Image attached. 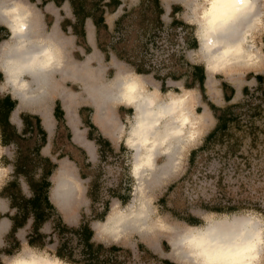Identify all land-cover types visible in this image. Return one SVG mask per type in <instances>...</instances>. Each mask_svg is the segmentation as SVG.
<instances>
[{
    "label": "clouds",
    "instance_id": "1",
    "mask_svg": "<svg viewBox=\"0 0 264 264\" xmlns=\"http://www.w3.org/2000/svg\"><path fill=\"white\" fill-rule=\"evenodd\" d=\"M47 2L60 9L64 17L60 25L54 17L49 23L45 0H0V29L7 33L5 38H0V100L11 98L17 107L21 103L43 107L49 101L54 105L63 93H68L65 98L76 102L78 117L80 108L93 109L91 119L94 124L96 113L103 110L106 125L116 133L114 147L124 161L121 174L126 187L121 189L120 195H127L126 200L112 196L107 190L111 185H108L102 186L100 198L93 200L89 195L90 184H85L80 175V165L65 156L63 158L69 160L72 167L61 171L57 166L53 170L59 180L49 189V202L61 218L66 212L74 211L77 220L68 226L77 230L84 218L93 215L94 207L97 213H104L102 219L94 218L88 223L93 232L89 242L96 245L110 247L135 238L151 237L157 232L176 231L164 219L171 215L166 211L171 205H161L160 198L171 183L184 175L191 152L202 146L218 123L213 113L209 111L205 115L203 112L206 103L198 82L188 87L190 75L173 80L168 75L169 69L163 66L159 72H139L134 65H127L131 71L119 76L112 68L98 71L94 62L90 67L85 66L90 53H80L75 45L79 37L73 28L77 17L71 0H63L59 5L56 0ZM141 3L142 0H124L123 8L118 11L120 14L124 9L130 12ZM170 7V21L175 14L174 8L178 7L181 11L175 18L192 28L197 47L187 51L195 52L196 59L185 55L192 71L202 67L205 76L211 74L218 84H230L236 77L243 79L237 96L219 106L245 102L243 87L252 91L253 85L259 87L256 77L264 75V0H185ZM65 8L69 11L64 12ZM116 19L119 16L113 13L110 31L115 30ZM65 20L71 21L66 31L62 27ZM92 20V17H86L85 26ZM57 27L64 36H71V50L53 33L52 29ZM109 57L116 58L111 50L105 57L111 63ZM120 63L127 62L121 60ZM158 75L164 79L156 80ZM148 80H155L156 86H150ZM218 91L223 94L222 88ZM21 117L22 114L17 121L10 114L9 125L17 136L28 137L31 133H25L26 124ZM97 127L100 135H104V128ZM175 143L180 144V150L170 171L161 173L160 182L153 190L147 189L141 183L142 178L167 162ZM18 152L16 141L5 143L0 130V219H7L10 224L6 232L0 233V264H73L75 260L83 259L80 255L83 245L69 259L58 254V243L45 242L43 246L30 243L27 238L30 233L21 238L22 227L14 234L18 247L8 239L14 226L12 217L22 215V209L13 206L11 195L2 193L15 182L25 200L36 196L28 176L17 173ZM40 156L56 163L60 153L45 145ZM87 162L91 163L90 160ZM94 167H103L99 159ZM44 171V165L33 170L30 175L35 183L41 182ZM53 191L57 193L59 203L53 202ZM186 196L191 203L193 198L187 189ZM114 200L117 201L115 204L112 203ZM195 219L199 223L178 220L184 225L176 237L178 255L182 256L180 264H264V213L250 210L209 212ZM28 220L34 223V212L29 213ZM64 223L67 224L66 219Z\"/></svg>",
    "mask_w": 264,
    "mask_h": 264
},
{
    "label": "rangeland",
    "instance_id": "2",
    "mask_svg": "<svg viewBox=\"0 0 264 264\" xmlns=\"http://www.w3.org/2000/svg\"><path fill=\"white\" fill-rule=\"evenodd\" d=\"M121 1L122 4L118 6L116 12H114L116 15L120 14L118 10L123 8L124 0ZM184 2L185 0H161V5L164 10L163 14L161 15V17H163V31L164 29L168 28L170 23L168 15V12H170L171 8L170 5ZM148 4L149 2L146 1L145 4L140 5L139 8H135L130 12L127 11V9H124V11L127 13L125 18L127 24L124 25V28L128 30L129 26H132L131 24L134 26H139L142 23L140 19L143 18V14H148L146 10ZM48 7L49 6L47 5L46 8ZM56 8L57 7L52 5L51 9L54 15H49V13L46 11L45 15L47 16L49 23H51L52 18L54 17L56 24L60 25V21L64 19V17L60 14V11H57ZM67 11H69V9L65 8L64 12ZM180 11L177 13V15L180 13ZM112 14H106L108 26H110L112 23ZM184 18L188 19V16L185 15ZM185 25L186 37H188V39L190 38V40L194 39L192 36V28L187 24ZM101 29L102 32L100 33V38L102 41L104 39L106 41H110L111 37L109 35V27L106 29V31L103 30V27ZM56 30L58 32V37L64 36L58 27ZM64 30L66 31L67 28H64ZM137 33L138 36H136L135 33L130 35L132 36L130 45L132 44V48L135 51L141 53L143 51L141 48L144 46V37L140 32ZM162 33V39L158 40V48L156 47L152 49L149 53V57L153 59L157 65L158 61H160V59L166 55V50L171 52L172 49L181 48L177 45V43L183 45L181 52H183L184 55L188 56L192 60L196 59L195 52L187 51V47L185 46L183 40V33H177L178 35L175 34L176 38L173 40L167 38L165 31L163 34ZM4 34L5 32H0V35ZM64 37L69 41L68 45L69 49L71 50L73 48L71 36L69 35ZM78 37L79 39L75 41V45L78 46V51L80 53H84L85 47L83 44L87 40H90L89 33L88 38L86 36V40L79 34ZM93 37L97 41L99 35L95 32ZM170 42L173 45L172 47ZM159 45H161L162 48L159 47ZM76 55L78 59H82L78 54ZM110 60L111 63H108L107 61H103V59L98 61L95 58V60H92L91 63L94 62L97 65L98 71L112 68L114 69L115 75H117L119 72H123L125 74L128 71H131V69L127 66L129 64H121L120 62L115 61L114 58H110ZM91 63L88 62V67L91 66ZM159 71L160 69H158V72ZM112 74L113 73H109V75ZM243 83V79L240 77L231 79L230 84L234 85V88L236 89L235 97L237 96V90L242 87ZM150 86L155 87L156 81H153ZM205 87L207 98L218 105H222V97L218 91L220 84L217 83V80L211 74L206 76ZM255 87V85L252 86V91L249 90L248 95L244 92V96L247 98L245 102L233 104L234 111L236 114H238L240 120L233 121V125L230 129L231 134L226 142L224 144L219 142L217 143L215 141L216 139H214V141L211 143H206L205 145L202 144L203 146H200L198 149L191 152L192 156H189L188 158L187 169L184 175H182L176 182L171 183L160 198L159 202L161 205H171L170 208H166V211L170 212L171 215H166L164 219L176 231L172 233L157 232L151 237L145 236L142 238H135L127 242H122L118 246L123 249L119 252V257L121 260L125 261L124 264H160V259H169L171 261L180 263L182 256L173 251L172 244L173 239L176 240L178 233L184 228V225L180 224L178 220H187L188 222L193 220L199 223L195 217L204 216L209 212H237L250 210L255 213H264V111L260 117L257 115L258 117L252 120L250 113L245 106L248 100L256 102L259 100V98H261V101L264 102L263 91H259V89L254 90ZM257 93H259V95H257ZM58 100L60 101L64 111L63 117L65 122L63 125L54 117V105L51 101H49L47 105L43 107L27 104H20V106L17 107L16 105L14 109L15 111L11 113L12 119L19 121L21 112H35L38 114L41 117L43 127L47 132L46 145H48L53 151H58L60 155H64L63 157L67 156L69 160H72L76 164L80 165L81 173L85 175L83 182L85 184H92V187L97 191L95 194V200L100 198L102 186L107 187L108 185H111V187H108L107 190L111 192L112 196H120L122 200H126V194L120 195L121 189L126 187V183L124 175L121 174V168L124 164V161L117 154V151L114 147L116 136L115 130L113 131V128L110 126L104 127L96 121V127L97 125H100L104 128V136L111 137V139H109L111 145H102L100 148L103 151L102 153H99L98 147L95 145L96 153L94 159L90 160V157L87 152H85V150L84 154L82 151L75 148L78 146L73 142L71 132L72 130L67 123L65 109L69 108L72 114L76 115L78 119V126L83 130L85 136H87V126H85L84 123L81 124V118H83L82 116H89L90 120L92 121L91 115L93 113V109L91 107H86L84 110H82V113H80V116L78 117L76 114V102L73 106L68 107L65 105L62 95L61 99ZM61 101H63V103ZM43 108H46L50 113L52 122L51 129H47L44 125V120L41 113ZM209 111L213 113V111L208 109L206 105V107L203 108V112L205 115H207ZM121 112L123 111L121 110ZM90 134L94 137H97L98 132L95 130H90ZM179 150L180 147L174 148L172 154H170L168 157L167 162L164 163L161 168L155 171L156 176L154 175L155 177L147 180V189L153 190L160 182L161 173L165 172L166 170L170 171L176 155L179 153ZM45 151L47 152L48 149H45ZM123 151L124 149L121 146L120 152L122 153ZM63 157L56 161L57 166L60 167L62 163H67L72 167V165L69 163V160H66ZM97 159H99L103 167H94ZM89 160L91 163L87 162ZM53 176L54 174L51 175V181ZM186 189L193 198L191 203L189 202L188 196H186ZM51 197L54 203L60 202L52 193ZM116 202L117 201L115 200L112 201L113 204ZM105 210L107 211V209ZM103 214L104 213H97L94 207L93 215L84 218V220L90 222L94 218L102 219ZM64 219L67 220L68 224H74L77 220V216L75 215L74 211L66 212L63 220ZM2 223H6L4 228L1 226ZM29 224L30 223H27L24 227H22L23 231L19 233L21 238H24L25 234L28 233L30 227ZM9 227V220L0 219V229L2 228L0 233L6 232ZM42 229L43 232H49L50 225L46 224ZM145 249H148L152 254L147 253Z\"/></svg>",
    "mask_w": 264,
    "mask_h": 264
},
{
    "label": "trees",
    "instance_id": "3",
    "mask_svg": "<svg viewBox=\"0 0 264 264\" xmlns=\"http://www.w3.org/2000/svg\"><path fill=\"white\" fill-rule=\"evenodd\" d=\"M146 1L149 2L146 8L148 14H143V18L140 19L142 23L139 26H134L131 24L133 27L129 26L128 30L124 28V25L127 24L125 19L127 13L124 11L123 14L119 15V19L115 20V30L109 32L111 37L110 41H106L105 39L102 41L100 38V33L102 32L101 28L103 27V30L106 31V29L109 27L105 22L106 14H112L115 12L118 6L122 4V1L71 0L72 6L75 10V15L77 17V23L73 26L74 32L75 34H79L81 37L85 38L83 29L84 21L86 17H92L96 28V33L99 35L97 40L98 47L104 53L105 57L108 51L111 50L115 53L117 59L126 61L129 65H134L139 72H147L150 70L158 72L160 66L166 67L169 69L168 75L171 76L173 80L178 79L181 75H190L191 80L187 86L193 87L194 85L192 83L198 82L200 91L203 94L204 101L208 109L213 111L215 118L218 121L215 127L212 128V130L204 139L203 144L205 145L206 143H211L214 141V139H216L215 141L217 143L219 142L224 144L231 134L230 129L233 125V121L240 120V117L234 111V103L230 104L228 107H219L207 98L205 87L206 76L203 68L195 67V70L192 71V66L189 65L185 60L184 53L179 54L183 49V45L182 47L180 46L181 48L179 49H172L171 52L166 50V55L162 57L160 61H158L159 66L156 62L153 63V59L149 57V53L152 49L156 47L158 48V40L162 39L161 33L163 31V19H161V15L163 14L164 10L161 5V0H142L141 5L145 4ZM62 2L63 0H56L57 5L61 4ZM179 11L180 10L178 7L174 8L175 14L170 21L168 28L164 29L165 35L170 40H173L176 38L175 34L183 33V40L187 49H195L197 47L195 41L194 43H188V41H186V38L188 37H186L185 23L182 20L175 18V15H177ZM69 24H71V21L65 20L63 27L66 29ZM0 32H5L4 35H0V38H5L7 35L6 31L0 29ZM137 32H140L144 37V46L141 48L143 50L141 53L135 51L132 48V44L130 45V42L132 41V36L130 35L135 33L136 36H138ZM170 45L171 47L173 46L171 42ZM177 45L180 44L177 43ZM159 47L162 48L161 45H159ZM0 79H2V77H0ZM156 79L164 78L158 75ZM256 79L259 81V87H255L254 90L259 89V91L262 90L264 93V75L257 76ZM223 85L228 86L226 83H223ZM230 90L231 95L226 99V102L231 101L232 95L234 94L233 87H230ZM244 92L248 95V87H243V93ZM245 106L248 109L252 120L256 119L258 116L260 117L264 111V102L261 101V98H259V100L256 102L248 100ZM15 107L16 103H14L11 98L0 100V130L3 131L5 143L14 140L19 145V159L16 170L18 174L23 173L28 176L29 183L35 191L36 196L35 199L25 200L20 195L18 185L15 182L10 184V186L4 190V193H2V195H11L13 198V206H18L22 209V215L12 217L14 220V226L12 228V235L9 236L8 239L13 242L14 247H18V242L15 241L14 234L17 228L24 227L27 223H30L28 231L30 234L27 236L30 243H40L41 246H43L45 242L58 243L60 245L58 254L61 256L66 255L69 257V259H71L73 252L83 245V249L80 252V255H82L83 259L75 260L73 264H124L125 261L121 260L119 257V252L123 250L120 246L112 245L110 247H105L103 244L96 245L94 243H90L89 241L93 235V232L88 227L89 222L83 219L81 221L82 226L79 230H77L75 227H69V224H65L63 218H61L59 213H57L56 208L53 207V203L49 202V189L52 186V181L49 183V177L53 174V170L57 168V163H53L48 159H43L40 156L41 148H43L47 143V132L43 127L41 117L38 114L30 115L29 112H21L20 116L22 114L21 118L26 124L25 133L30 132L31 135L28 137L17 136L14 129L9 125L8 122L9 115L13 112ZM85 108L86 107L80 108V113H82V110ZM53 115L58 122H61L62 125L64 124V111L59 100L55 101ZM82 117L83 123L89 128V131L87 132V138L89 140H94L95 144L99 145V153H102L103 151L100 148L102 145L110 146V141L100 134H98L97 137L92 136L90 134V130L97 131V127L90 120L89 116ZM77 149L85 154L84 150L80 147ZM191 154L190 156H192ZM63 156L64 155H60V158ZM40 165H44V176L40 183H35L30 174L36 167ZM81 175L82 177H85V175L82 173ZM90 186L91 191L89 195H91L93 200H95V194L97 191L92 187V184ZM30 212L35 213L34 223L28 220ZM189 223L195 224L197 222L192 220L189 221ZM46 224L50 225V231L43 232L42 234L41 229ZM145 250L147 253L152 254L148 249ZM8 251L10 252L11 250L9 249ZM153 256L156 257L155 255ZM160 264L180 263L171 261L169 259H160Z\"/></svg>",
    "mask_w": 264,
    "mask_h": 264
},
{
    "label": "crops",
    "instance_id": "4",
    "mask_svg": "<svg viewBox=\"0 0 264 264\" xmlns=\"http://www.w3.org/2000/svg\"><path fill=\"white\" fill-rule=\"evenodd\" d=\"M45 3L49 6L48 8H46V12H48L49 14L51 15H54V13H52V3H48L47 0H45ZM57 11L59 12L60 9L56 8ZM117 10V9H116ZM170 11H171V8H170ZM116 12V11H115ZM114 13V12H113ZM120 14H118L119 16ZM61 22V21H60ZM105 22L108 24V21L105 19ZM83 29H84V33H85V40H86V36L88 38V33H89V38L90 40L86 41L83 45L85 47V51L84 53H90V55L87 56V61H86V64L85 66L87 65L88 66V62L91 63L92 60H98L100 61L101 59H103V61L106 62L105 60V55L104 53L101 51V49H99L98 47V43L96 41V39L93 37V34H95L96 32V28H95V25L93 23V20L90 21L87 26H85V21H84V25H83ZM53 33L58 37V32L56 30V28H53L52 29ZM94 32V33H93ZM60 40H64L67 44L69 43V41L67 40V38H65L64 36L63 37H58ZM187 41L188 43H194L195 39H191L190 38L188 39L187 38ZM196 42V41H195ZM99 49V51H96V49ZM111 58V57H110ZM109 58V59H110ZM115 61H118L120 62L121 60L114 58ZM124 73L123 72H119L117 74V76L119 75H123ZM156 80H161V79H156ZM206 80V79H205ZM153 81L155 80H148L147 83L149 85H151L153 83ZM228 86H225L223 84H220V88L223 89V94L221 95L222 97V102L223 104L226 102V99L231 95V90H230V87H233L231 84L229 83H226ZM169 85H171V81H169ZM219 88V89H220ZM234 89V94L232 95V98L235 97V94H236V89L233 87ZM69 94L68 93H63L62 94V98L63 100L65 101V105H67L68 107L69 106H73L75 104L74 101L70 100V99H66L65 97L68 96ZM232 98H231V101H232ZM211 101V100H210ZM213 102V101H212ZM214 103V102H213ZM22 104V103H21ZM61 104V103H60ZM216 104V103H215ZM218 105V104H216ZM219 106V105H218ZM62 107V106H61ZM63 109V108H62ZM122 111H124L123 109H121ZM65 112H66V119H67V123L68 125L70 126L71 128V132H72V138H73V142L80 148H83V150H85V152H87V154L89 155L90 157V160L94 159V156H95V141L94 140H89L87 138V136H85L83 130L78 126V119L76 117L75 114H72V112L70 111L69 108L65 109ZM42 116H43V120H44V125L47 129H51V126H52V122H51V117H50V113L48 112V110L46 108H43L42 109ZM98 114V115H97ZM96 121L104 126V127H107L105 121H104V113H103V110H100L96 113ZM94 124V123H93ZM95 125V124H94ZM96 126V125H95ZM110 128V127H108ZM89 128L86 127V132H88ZM114 131V129H113ZM97 132L98 134H100L99 132V129L97 128ZM104 138L105 136L102 135ZM108 139V138H106ZM109 140V139H108ZM94 141V142H92ZM110 141V140H109ZM177 145V148L180 147V144L179 143H176ZM78 147H75V148H78ZM61 171H64L66 168H71V166L67 163H62L61 166L59 167ZM59 180V176L58 175H54L53 178H52V181H53V184H52V187L56 184V182ZM52 194L57 197V193L55 191L52 192ZM1 226H3L2 228H4L6 226V223H2ZM1 228V229H2ZM0 229V230H1Z\"/></svg>",
    "mask_w": 264,
    "mask_h": 264
},
{
    "label": "bare ground",
    "instance_id": "5",
    "mask_svg": "<svg viewBox=\"0 0 264 264\" xmlns=\"http://www.w3.org/2000/svg\"><path fill=\"white\" fill-rule=\"evenodd\" d=\"M22 104H24V103H22ZM97 115H98V114H97ZM174 148H177L176 143H175V145H174V147H173V150H174ZM172 152H173V151H172ZM171 154H172V153H171ZM169 156H170V155H169ZM66 169H67V168H66ZM66 169H65V170H66ZM68 169H70V168H68ZM166 171H167V170H166ZM154 175L156 176V172L151 173L150 176H145L144 178H142L141 183L144 184V185L147 187V185H146L147 180H148V179H152L153 177H155ZM57 182H58V181H57ZM57 182H56V184H57ZM172 244H173V251L179 253V247H178V245L176 244V240H175V239H173Z\"/></svg>",
    "mask_w": 264,
    "mask_h": 264
}]
</instances>
